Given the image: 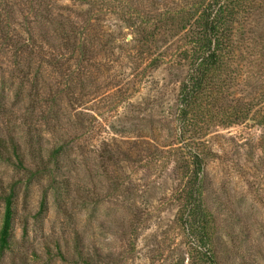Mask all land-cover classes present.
Wrapping results in <instances>:
<instances>
[{"label": "rangeland", "instance_id": "rangeland-1", "mask_svg": "<svg viewBox=\"0 0 264 264\" xmlns=\"http://www.w3.org/2000/svg\"><path fill=\"white\" fill-rule=\"evenodd\" d=\"M194 1L0 0V264H264V126L181 128ZM243 1L227 70L264 45V0ZM250 75L217 108L261 93ZM197 152L211 243L185 211Z\"/></svg>", "mask_w": 264, "mask_h": 264}, {"label": "trees", "instance_id": "trees-1", "mask_svg": "<svg viewBox=\"0 0 264 264\" xmlns=\"http://www.w3.org/2000/svg\"><path fill=\"white\" fill-rule=\"evenodd\" d=\"M242 1L223 0L220 3V0H195L191 3L188 11L174 18L175 21L178 20L177 24L182 29L189 27L190 42L193 44L192 49L184 53V59L191 62L190 71L187 77L181 81L177 94L181 104L179 119L182 130L200 121L210 123L213 120L212 116H216L215 118L228 125L250 119L264 126V90L251 97V99L242 102L222 103L218 108L214 102L218 96L223 95L225 88H230L234 84L235 78L241 74L249 77L251 76L250 73L257 69L259 74L264 76V45L259 49L258 57L244 59L246 67L241 68V66L238 70L225 69L229 68V64H225L231 62L236 51H241L233 43L229 21L234 16L235 10L244 5V1ZM143 20L148 22L146 19ZM62 34L67 38V33ZM251 44L256 43L253 41ZM256 45L258 46V43ZM85 55L86 51L80 48L81 60L84 59ZM216 94L217 97H215ZM206 102L212 105L211 108L216 113L205 111L202 108L206 105L203 103ZM189 141L192 140L189 139ZM12 151L20 162L16 145H13ZM3 154L4 151L0 148V155ZM195 154L192 161L194 163L192 180L185 190V211L187 221L191 227L194 224L193 227L198 231L201 229L204 242L211 243L210 234L204 231L205 226L211 221V214L202 204V185H200L199 179L202 170V154L198 152ZM10 205L11 197L7 195L5 197V214L0 236L2 246L7 242L6 234L11 218ZM213 264H218V261Z\"/></svg>", "mask_w": 264, "mask_h": 264}]
</instances>
